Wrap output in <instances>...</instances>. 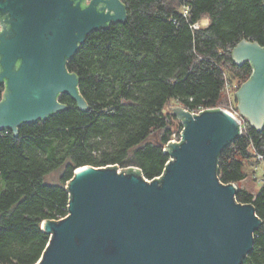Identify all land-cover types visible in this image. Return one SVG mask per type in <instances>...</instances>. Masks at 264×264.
Returning <instances> with one entry per match:
<instances>
[{
  "label": "water",
  "instance_id": "95a60500",
  "mask_svg": "<svg viewBox=\"0 0 264 264\" xmlns=\"http://www.w3.org/2000/svg\"><path fill=\"white\" fill-rule=\"evenodd\" d=\"M101 4V5H100ZM122 0H0V131L90 105L68 68L88 36L125 23ZM252 74L236 90L248 124L264 129V46L248 39L232 50ZM180 141L166 144L164 172L152 180L116 165L78 167L68 182L69 213L44 220L50 241L36 264H242L262 225L252 203L237 200V183L218 175L221 153L243 135L239 117L223 107L193 113L173 107Z\"/></svg>",
  "mask_w": 264,
  "mask_h": 264
},
{
  "label": "trees",
  "instance_id": "16d2710c",
  "mask_svg": "<svg viewBox=\"0 0 264 264\" xmlns=\"http://www.w3.org/2000/svg\"><path fill=\"white\" fill-rule=\"evenodd\" d=\"M122 1L128 20L92 32L68 64L90 109L63 94L67 110L24 124L18 136L0 131V264L39 261L50 241L42 222L68 215V182L78 167L161 176L173 136L168 102L190 111L218 107L227 83L236 79L237 90L253 71L233 62V48L243 39L264 46V0ZM206 16V26L193 27ZM4 89L0 84V98ZM255 151L264 154V129L248 124L221 153L220 179L245 180L243 159ZM236 197L262 220L242 264H264V184L257 194L239 187Z\"/></svg>",
  "mask_w": 264,
  "mask_h": 264
},
{
  "label": "rangeland",
  "instance_id": "374dc122",
  "mask_svg": "<svg viewBox=\"0 0 264 264\" xmlns=\"http://www.w3.org/2000/svg\"><path fill=\"white\" fill-rule=\"evenodd\" d=\"M207 23H208V17L206 16L201 20V22L199 23V26H206ZM227 75L229 77H232L230 75V72H227ZM236 81L237 80L235 79L234 81H232V83L230 82L227 83L226 90L224 91L223 98L218 104L219 105L218 107L228 108L234 111L238 110L237 108L238 102L235 96V92H236L235 88L238 84V82ZM177 105H181V104L177 102L175 99H172L168 102L165 108V112L172 113L174 116L172 119V125H173V128H172L173 136L172 137H174V135L176 137H179L183 129L181 120L178 119L173 113V107ZM242 122H243V128L245 130L248 126V122L247 120L243 118H242ZM243 161H244V170L247 172V178L237 183V185L238 187L245 188L248 191L257 194L260 192L264 184V181H263L264 160L260 161L256 159L255 157H251V158L243 159ZM121 168H127V167H121Z\"/></svg>",
  "mask_w": 264,
  "mask_h": 264
},
{
  "label": "built area",
  "instance_id": "2783aa9c",
  "mask_svg": "<svg viewBox=\"0 0 264 264\" xmlns=\"http://www.w3.org/2000/svg\"><path fill=\"white\" fill-rule=\"evenodd\" d=\"M193 27H194V28H198V27H199V23L194 24ZM214 108H216V107H214ZM226 109L229 110V111H230L231 113H233L234 115H236L237 117H239V119L241 120V123H242V127H243L242 117H240V115H239V111H238V110L234 111V110H231V109H228V108H226ZM203 110H204V109H201V110H199V111H192V112H193V113H200V112L203 111ZM243 130H244V128H243ZM182 131H183V129H182ZM182 131H181V133H182ZM173 140H175V141H180V140H181V134H180L179 137H176V136L174 135V137H172L171 140H170L169 142H171V141H173ZM169 142H168V143H169ZM255 158L258 159V160H260V161H262V160H264V154L255 151ZM263 181H264V178H263Z\"/></svg>",
  "mask_w": 264,
  "mask_h": 264
},
{
  "label": "flooded vegetation",
  "instance_id": "af4514ba",
  "mask_svg": "<svg viewBox=\"0 0 264 264\" xmlns=\"http://www.w3.org/2000/svg\"><path fill=\"white\" fill-rule=\"evenodd\" d=\"M90 1V0H89ZM101 5V4H100Z\"/></svg>",
  "mask_w": 264,
  "mask_h": 264
}]
</instances>
